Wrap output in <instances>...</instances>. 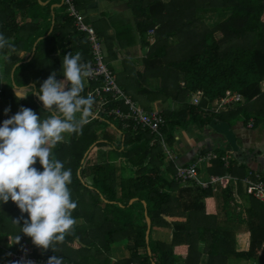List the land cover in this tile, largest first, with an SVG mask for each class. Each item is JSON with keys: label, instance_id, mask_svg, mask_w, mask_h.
Returning a JSON list of instances; mask_svg holds the SVG:
<instances>
[{"label": "trees", "instance_id": "trees-1", "mask_svg": "<svg viewBox=\"0 0 264 264\" xmlns=\"http://www.w3.org/2000/svg\"><path fill=\"white\" fill-rule=\"evenodd\" d=\"M43 1L0 0V34L13 45L0 49V84L6 79L10 82L9 88H0V126L21 107L31 108L42 120L52 114L36 92L54 72L58 81L65 79V55L80 52L83 62L92 63L87 33L77 30L68 10L59 15ZM119 1L131 9L132 18L116 23L105 19L104 29H114L108 41L101 38L105 32L98 22L92 26L106 50V63L112 70L109 61L116 57L112 40L124 48L139 39L141 46L147 47L144 60L160 75L161 83L151 91L158 94L156 98L176 103L177 109L158 110L164 118L161 135L134 128L129 120L123 126L114 115L99 112L79 134H67L66 140L52 147L53 156L72 172L68 187L77 203L72 211L75 224L63 241L54 243L55 251L45 250L21 232L28 214L11 200L0 202V264L2 256L5 264H17L9 261L13 250L36 258L58 256L63 264H264V201L247 193L242 181L247 176L254 179L252 169L247 175L243 161L256 159L260 152L239 150L240 165L229 152L225 166L220 158L223 149H201L200 155L210 149L219 155L208 162V174L231 177L216 193L212 187L201 188L193 182H187V188L179 187L173 179V161L166 160L160 140L163 137L166 148H173L180 128L196 127L200 132L209 126L228 133L238 121L264 130V89L260 86L264 80V0ZM71 2L77 10L82 6V0ZM66 6L63 0L61 7ZM205 15L212 21L206 23ZM25 18L41 21L21 24ZM149 30L154 33L151 43L144 40ZM174 36L177 38L172 42ZM20 51L28 54L19 56ZM55 52L57 56L51 61ZM23 87L31 88L32 93L18 100L14 89ZM197 90L203 95L199 103H193L190 94ZM226 90L238 92L241 100L215 112L212 102ZM85 91L86 87L81 95ZM120 104L109 101L106 108ZM7 108L11 111L5 115ZM103 124H111L114 133L99 131ZM97 143H107V153L113 151L114 158L90 163L88 155ZM34 167L43 171L38 158ZM233 178L238 197L243 199L239 204L245 208L238 211L230 206L232 201L237 203ZM261 179L264 181V174ZM212 196L221 199L223 217L214 208L209 210ZM146 217L150 219L147 241ZM241 225L249 233L244 249L237 247L236 233ZM113 243L124 245L128 255L114 261Z\"/></svg>", "mask_w": 264, "mask_h": 264}, {"label": "clouds", "instance_id": "clouds-1", "mask_svg": "<svg viewBox=\"0 0 264 264\" xmlns=\"http://www.w3.org/2000/svg\"><path fill=\"white\" fill-rule=\"evenodd\" d=\"M13 45L0 34V49ZM64 80L52 73L36 95L52 114L41 119L31 108L21 107L0 126V202L13 201L29 219L21 232L33 243L47 250L63 241L73 228L72 200L68 185L71 169L52 154V147L65 140V134H79L92 116L93 97H84L85 80L91 75L90 65L80 52L63 57ZM27 89L16 90L17 99L26 98ZM11 111L5 109V115ZM79 114V116H77ZM39 163L43 171L34 165ZM14 222L20 225L19 220ZM17 236L16 240L19 241ZM28 264H32L31 261ZM47 264H63V258L52 256Z\"/></svg>", "mask_w": 264, "mask_h": 264}, {"label": "built area", "instance_id": "built-area-1", "mask_svg": "<svg viewBox=\"0 0 264 264\" xmlns=\"http://www.w3.org/2000/svg\"><path fill=\"white\" fill-rule=\"evenodd\" d=\"M68 4V12L71 16L75 18L76 28L79 31H83L87 33V39L90 43V54L92 57V63L90 64L91 75L86 78V91L83 95L84 97L91 96L93 100L96 101L95 110L92 112V116L89 118L92 119L99 112H105L109 115H114L116 118L123 122V126L128 125V120L131 121L134 128L141 127L149 129L153 133H157L161 135L160 128L164 124V118L160 114V112L156 109L145 111L143 107L136 104L129 96L125 94L123 89L118 85L116 78L108 66L105 60V55L103 53V44L101 40L96 35L94 28L84 22V17L75 9L71 0H65ZM192 96L193 102H198L199 96L203 95L202 91L197 90L195 93L190 94ZM226 97L229 96L231 101L229 103H234L241 100V95L238 92L226 90ZM233 95V96H231ZM224 97V96H223ZM221 97L219 100L222 101ZM225 98H223L224 100ZM109 101L120 102V105L113 106L109 109L106 108V104ZM228 101H225V103ZM228 104V103H227ZM122 106L123 109L120 107ZM215 112L219 111L218 105L212 108ZM250 122L248 126H251ZM161 143L164 146V149L167 154H170L168 148H166L163 137H161ZM231 153V152H230ZM218 153L210 150L203 155H198L197 159L193 163L189 164H174L175 172L173 174V179L177 183H187L193 182L198 184L201 188L212 187V183L216 184L218 181H222L223 177L230 179L229 174L225 175H214L208 174L206 170L200 171L198 167V163L209 162L212 159L218 158ZM221 160L223 161L225 166H228L230 155L224 157V154L220 155ZM170 159L172 160V156L170 155ZM208 164V163H207ZM204 174V177H200L201 174ZM207 175V179H206ZM250 175V173H249ZM252 177L243 178V189L254 196L255 198L264 201V181L261 179V176L253 175ZM233 182H236V178L232 179ZM214 183V184H215ZM228 183V180H227ZM219 184V183H218ZM216 186V185H215ZM213 188V187H212ZM236 195L237 189L235 190ZM234 196V192H233ZM235 197V196H234ZM51 256H44L40 258L32 257L25 254L22 251L13 250L9 252V261L16 262L17 264H28L29 261L32 264H47L48 259Z\"/></svg>", "mask_w": 264, "mask_h": 264}, {"label": "rangeland", "instance_id": "rangeland-1", "mask_svg": "<svg viewBox=\"0 0 264 264\" xmlns=\"http://www.w3.org/2000/svg\"><path fill=\"white\" fill-rule=\"evenodd\" d=\"M97 1H99V6L101 8H103L106 12H108V11L110 12V14H108V19H110L111 22L116 23V20L118 22H120L121 19H124V18L127 19L126 18L127 16L129 19L132 18V11L129 7H126V5H118L119 10L123 9L125 11L124 12L125 14H124L122 12L118 13L119 11H115L114 8L110 6L111 0H97ZM117 1L118 0H116L115 2L118 3ZM113 2H114V0H113ZM59 8H62L63 11L68 10L67 6L66 7H59ZM263 17H264V15H263ZM204 18H205L204 21L206 23L212 21L211 19H209V20L207 19V18H210V16H208V15H205ZM84 22L87 23L85 18H84ZM88 24H90V23H88ZM98 24L99 25L104 24V21L99 20ZM153 34L154 33L152 30L147 31L144 40L151 43L153 41ZM176 38L177 37H175V36L171 37V41L172 42L176 41ZM136 40H137L136 44L135 43L133 44L134 46L133 45H131L130 47L127 46V49H125V50H128V55L131 57H127V58L123 59L121 62L114 60V63L112 64L111 67H112V70L114 72V76L116 78L118 85L123 89L125 94L127 96H129L134 102H136V104L143 107V106L149 105L150 100L155 98V96H158V94H156L154 91H151V90H157L159 84L161 83V80L159 77H157L160 75L156 73V70L153 67V65L146 62L148 60H144V58L147 56L146 55L147 47L141 46V42L139 39H136ZM112 44H113V40H112ZM129 48H130V50H129ZM103 53L106 57V50L104 48V45H103ZM120 63H121V66H119ZM181 84H183V82H181ZM260 86L262 89H264V80L260 83ZM144 87H149L151 89L145 90L146 88H144ZM231 96H233V95H231ZM223 98H225V99L223 100ZM223 98H222V101L219 100L220 98L215 99L212 102V108H214V107H216V105H218L219 109L226 110L228 107L227 103H229L231 101V98L229 96L226 97L225 95ZM225 101H228V102L225 103ZM168 102H170V100ZM193 103H195V102H193ZM196 103H199V99H198V102H196ZM244 127L246 128L247 126L244 125ZM104 129L107 130L108 132H111L112 134L115 131L114 127L111 126V124H103V126L100 127L99 131H101V132L103 131V133H104L105 132ZM197 130L198 129L196 127H192L190 129H180V132L178 135H177V133H175V135H177V136L175 137L174 145L177 146V149L179 152H180V150L184 149L185 147L191 148L192 151L194 149L193 147H195V148L198 147V149H199L200 147H202V145H203L202 143H204V142L209 145L208 147H217L216 142L219 140V139L217 140V136L219 135L220 131H217L218 132V135H217V133H213L214 131L209 126L207 127V129L200 130V132H197ZM256 132L258 133V131H256ZM115 135L117 136L118 133H115ZM220 135H222L223 139L226 140L228 146H230L229 143H232L235 146V152L239 151L238 139H236L232 130H231V132H229L228 136H227V132H225V131H222V134H220ZM247 139H248V143L247 144L245 143L246 146H244V147H247L249 143H255L256 145H258V140H259L258 134H251L250 137ZM192 140H196L195 143H193ZM108 150H109V148H108L107 143H105V144L104 143H97L90 150V153L88 155V159H90V161H91L90 163H94L95 161L101 162V161L107 160V157L109 159L114 158L113 156H115L114 155L115 153L113 151H111V152L109 151V154H108L107 153ZM188 150H190V149H188ZM210 150H212V149H210ZM169 152H170V154H167V156L170 157V155H171L173 158L172 161H174L176 159V156H173L174 152H172V153H171V151H169ZM229 152H230V150L227 151V149H226L225 153H223L224 157H227ZM186 154H189V153H186ZM198 155L199 154L196 153L193 158H195V160H196ZM184 156L186 157L185 154H184ZM258 156L259 155H257V158H258ZM193 158H191L190 161H192ZM231 158L234 159L233 152L231 154ZM186 159L187 158H185L184 160H186ZM177 160H179V159H176V161ZM116 163L118 164V162H116ZM207 163L208 162H202V163L197 164L198 167L200 168V171L206 170ZM180 164H188V163H179V165ZM251 168L247 169L248 170L247 175L249 174V170H251ZM252 169H253L252 172L254 173V175L259 174L261 176L262 170L260 168L254 167ZM200 177L201 178L204 177V174L202 173L200 175ZM206 179H207V175H206ZM227 180L229 182L231 181L230 179L223 177L221 183H220V181H218L219 184L218 183L216 184L215 182H213L212 183L213 185H211L213 187V190L216 193H218L219 190H218L217 186L220 185L221 187H225L227 185ZM178 184L181 185L179 187H186V188L190 185L189 183H178ZM192 184L194 186L200 187L196 183H192ZM232 187H233V192H234V196L236 198L237 203L234 204V202L232 201L230 203V206H231V208L235 207V209L238 211L240 208H242V209L244 208L242 205L239 204L243 201V199H241V201H240L239 197L235 193V190L237 189L236 182L232 181ZM177 193H178V191H177ZM217 201H218L217 213H218V215L223 216L224 211H223V209H220L221 199L217 198ZM129 202H131V200H129ZM238 205H240V206H238ZM240 228H241V226H239L238 229H240ZM242 238H243V235L239 234L238 239H239L240 243L243 242ZM112 245H111L112 246V248H111L112 259L113 260L114 259H117V260L121 259V258H119V255H121V253H123L125 247H123L122 244H120L121 246L114 245V244H112ZM127 254H128V252H126V250H125V255H127ZM1 260H2L3 264L6 263L5 257L2 256Z\"/></svg>", "mask_w": 264, "mask_h": 264}, {"label": "crops", "instance_id": "crops-1", "mask_svg": "<svg viewBox=\"0 0 264 264\" xmlns=\"http://www.w3.org/2000/svg\"><path fill=\"white\" fill-rule=\"evenodd\" d=\"M115 1L116 0H114V2H113V0H111L110 1V6L113 7L115 11H119L118 13H121V12L124 13L125 11L123 9L122 10L118 9V5H125V3L120 2L119 0L117 1L118 3H116ZM62 2H63V0H45V1L42 2V4H50V9L52 10L54 8V10H52V11L55 12V13H58L60 15L61 13L64 12L62 10V8H59V7H61ZM77 11L85 18L87 23H90L91 26H93V22H98L99 20L104 21L105 19L107 20L108 19V14H110L109 11L106 12L103 8H101L99 6V1H97V0H82V6H80ZM126 18H128V16ZM31 21L32 22H40L41 20L40 19L25 18L23 21H21V24L22 23H28V22H31ZM100 26L103 28L102 31L105 32V33H103L101 35V38L102 39L104 38L106 41H108L107 36L113 35L114 34V29L111 28V27L104 29L105 22H104V24H101ZM51 28H52V26L50 27V29ZM112 49L115 51L116 57L109 61L110 62L109 64L111 66L114 63V60L121 62L124 58L131 57V56L128 55V50H125V49H127V46H125L124 48H119V46L116 44V42H113ZM129 50H130V48H129ZM27 54H28V52H26V51H20L19 52V56H26ZM56 56L57 55H56V52H55L54 54L51 55L50 60L52 61ZM2 63H3V61H2V58L0 57V66L2 65ZM119 66H121V63H120ZM85 86H86V83H85ZM9 87H10V82L7 79L1 81L0 88H9ZM24 88H27V87H23V88L16 89V90L19 92L21 89H24ZM16 90L14 89L15 94H16ZM30 93H32V89L28 88L26 94L29 95ZM168 101H169V99L163 100L161 98L160 99L156 98V96H155V98L150 100L149 105H147V106H143L142 104L141 105L143 106V108H145L147 110H153V109H156V110L157 109L158 110H164V109L176 110L177 109L176 103H174L171 100H170V102H168ZM77 116H79V114H77ZM180 129H182V128H180ZM180 129H178L176 131L177 135L179 134ZM204 129H207V128H204ZM232 131H233L236 139H238V144H239L238 149L240 151L241 150H243V151L245 150L248 153L249 152L248 150L252 149L254 151V153H256V152L259 153L260 152L258 154L260 157L258 156L257 159H249V160L243 161V163L246 164L247 168H251V167L252 168H254V167L260 168L262 170L261 174H264V130L259 129V128H255V129L254 128H247V127L245 128L244 124L242 122L238 121L232 126ZM256 131H258V133ZM213 133H217V135H218L217 130H215ZM220 134H222V133L219 132V135L217 136V140L219 139L216 142L217 147L223 149L224 151H226V149H227V151L230 150L231 153L233 152V156H234V159L236 158L237 165H240L241 164V158L239 156H237L238 152L237 151L235 152V146L232 143H229L230 146H228L226 140H224L222 135H220ZM251 134H258V137H259L258 145H256L255 143H249L247 147H244V146H246L245 143L246 144L248 143V139L247 138H249ZM177 135H175V137ZM228 135H229V132L227 133V136ZM66 139H67V134H65V140ZM192 141H193V143H195L196 140H192ZM202 144H203L202 147H200L199 149H198V147L197 148L193 147L194 148L193 151L191 150V148L185 147L184 149L180 150V152H179L176 145H174L173 148H168V150L171 151V153L174 152L173 156H176V159H179L177 161L175 159L173 161V164H179V163H188L189 164V163H193L195 161H190L191 158H193L196 153L199 154L201 149H204V148H208V149L209 148H216V147H208L209 145L206 144L205 142L202 143ZM188 149H190V150H188ZM185 152L189 153V154H186ZM184 154L186 155V157L184 156ZM166 157H167L166 160L170 159V157H168V156H166ZM252 157H253V155H252ZM185 158H187V159L184 160ZM223 188L224 187H220V188H218V190L219 189H223ZM176 193H177V191H176ZM208 203H209V206H211L209 210L211 211L212 210L211 208H214L216 213H217V208H218L217 207V203H218L217 197L216 196H215V198L213 196L210 197ZM220 209H221V207H220ZM219 217H223V216L219 215ZM239 231H238L239 233L238 232L236 233L237 242H238L237 247H238V249H241V248L244 249V248L247 247L249 233H248V231L244 230L242 225H241V228L239 229ZM239 234L243 235V238H242L243 242L242 243L239 242V239H238V235ZM113 244L121 246L120 245L121 243H113ZM123 247H125V246L123 245ZM125 250L126 249L124 248V251H123V253H121V255H119V258H122V257L124 258V257H126L128 255V254L125 255ZM114 260H117V259H114Z\"/></svg>", "mask_w": 264, "mask_h": 264}, {"label": "water", "instance_id": "water-1", "mask_svg": "<svg viewBox=\"0 0 264 264\" xmlns=\"http://www.w3.org/2000/svg\"><path fill=\"white\" fill-rule=\"evenodd\" d=\"M146 221H147V229H146V232H145V240L147 241L148 240V231H149L150 219L148 217H146Z\"/></svg>", "mask_w": 264, "mask_h": 264}]
</instances>
